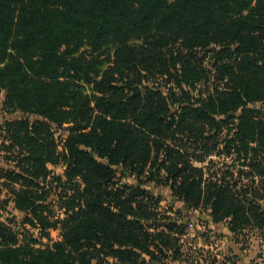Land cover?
I'll return each instance as SVG.
<instances>
[{
  "label": "trees",
  "instance_id": "16d2710c",
  "mask_svg": "<svg viewBox=\"0 0 264 264\" xmlns=\"http://www.w3.org/2000/svg\"><path fill=\"white\" fill-rule=\"evenodd\" d=\"M211 45L238 65L239 74L219 72L240 84L200 101L154 86L158 75L176 78L172 65ZM111 48L113 61L105 58ZM134 84L142 88L131 96ZM1 90L6 111L34 117L3 123L10 165L0 167V264H162L180 247L182 231L171 225L161 239L145 230V215L155 213L139 187L150 181L168 184L189 209L264 232L259 192L226 181L227 172L203 179L214 163L198 167L188 154L198 149L193 160L202 161L219 135L230 134L224 150L245 155L257 173L264 169V0H0ZM54 125L65 130L61 142ZM186 130L195 131L188 144L174 143ZM47 164L62 172L49 176ZM125 175L139 187L122 182ZM248 191L254 194H239ZM14 210L24 214L20 224L59 226L62 239L45 249L18 246Z\"/></svg>",
  "mask_w": 264,
  "mask_h": 264
},
{
  "label": "rangeland",
  "instance_id": "374dc122",
  "mask_svg": "<svg viewBox=\"0 0 264 264\" xmlns=\"http://www.w3.org/2000/svg\"><path fill=\"white\" fill-rule=\"evenodd\" d=\"M139 41H132L131 45L139 44ZM216 47L211 45L208 49L202 50L197 49L195 52L189 53V57L185 56L187 60L182 63H176L172 65V74H178L176 78L169 75L165 76L163 74L158 75L157 81L154 86H160L161 90L166 94L180 95L182 93L185 97L190 99H200L205 98L208 94H215L216 89L218 91L228 90L233 88L235 84H240L242 79L236 80L235 77L231 78L229 75L222 74L219 70L226 71L230 74H239V67L236 63L226 62L230 59L228 52H224L226 55H220L214 52ZM184 55H187L188 50L183 49ZM114 51L110 49V57L105 56L108 60L113 61ZM228 56V57H226ZM232 60V59H230ZM108 65V63L103 64ZM250 64L244 62L243 67L248 68ZM197 72L196 77H189L188 74L191 71ZM129 76H132L130 72ZM143 73L134 72V77L137 78ZM171 77V78H170ZM253 81V77H251ZM176 79H179L177 81ZM187 79V80H186ZM146 81L147 79H143ZM151 81H149L150 83ZM133 86H138L139 89L142 87L138 84H134L130 87L132 90ZM143 86V85H142ZM86 88H90V85H86ZM133 93V90L131 94ZM5 91H0V167L6 169L10 165V162L5 159V156H10L5 153L3 147L2 137L5 135L3 132V123L6 120L20 118H33L34 116L29 115L25 112L19 110L16 111H6L3 108ZM215 96V95H214ZM200 101V100H199ZM260 102L250 103V106L258 108ZM172 111H175L176 105H171ZM55 140L61 142L65 136V130L63 126L57 127L54 125L53 128ZM185 133H176L174 136L176 139L173 140L174 143L182 145H187L189 140L188 136L195 134V131H182ZM227 131H223L221 134H226ZM210 134L205 133L203 136L207 137ZM231 136L225 137V135H219L217 138L218 145L217 149L207 154L202 158V161H195L193 158H198L200 151L197 149L189 148L188 154L192 156V162L194 165L201 167L206 166V162H213L216 169L204 170L203 179L208 178L209 172H227L225 180L231 183L240 182L241 184H251L255 190L259 192V195L264 199V169L257 173L256 168H251L248 164V159L245 155L239 156L237 151L233 147L228 151H225V140H230ZM18 145H15L16 150ZM255 148V147H254ZM256 148H259L256 146ZM257 160H261V154L257 152ZM253 153L250 151L247 157H251ZM239 156V157H238ZM221 163L226 165L221 166ZM221 166V167H220ZM47 168L50 170L49 176L57 175L62 172L60 165L47 164ZM119 170V169H118ZM226 170V171H225ZM0 175L1 172H0ZM119 176V175H117ZM161 178L167 177L166 171L161 172ZM222 178L221 174L213 176V180H220ZM142 177V181H144ZM3 180V179H1ZM122 182L127 183L131 187H139L137 181L125 175L121 178ZM235 187V189L239 188ZM141 189L147 191L150 194V198L146 197L144 202L148 210L155 213L154 215H145L144 228L148 232L161 233L160 238L164 239L167 234H169L168 228L171 225L179 226L182 234L178 236L180 240V247L174 251H168V257H166L162 264H214L216 261L217 254L220 256V260L226 262V264H237V260L245 258V262L248 264H264V232L258 228H253L246 226L243 228L234 229L229 225V218L217 221L209 214V211H199L193 210L186 207L183 200L174 195L168 184L164 182H147L145 184H140ZM240 195H245L251 197L254 193L253 191H248L247 193H239ZM147 195V194H146ZM3 195H0V200ZM152 200V203H150ZM150 203H148V202ZM67 206V204H66ZM52 208V206H51ZM54 213L60 218L65 217L63 211L59 207L54 208ZM15 215L17 221L16 240L18 241V246L29 247L31 249H45L50 248L53 241H59L62 239L61 229L59 226L56 228H48L41 230L38 227H34L29 223L20 224L24 216L23 213L14 210L12 211ZM166 234V235H165ZM16 248V245L14 246ZM219 248L218 250H215ZM24 251V250H23ZM172 256L173 258H171ZM112 262L111 259H109Z\"/></svg>",
  "mask_w": 264,
  "mask_h": 264
},
{
  "label": "crops",
  "instance_id": "0c3cea01",
  "mask_svg": "<svg viewBox=\"0 0 264 264\" xmlns=\"http://www.w3.org/2000/svg\"><path fill=\"white\" fill-rule=\"evenodd\" d=\"M218 249L219 248H216L215 250H218ZM216 258H217L216 261L213 262L214 264H226V262L223 260V258H222V260H220L221 258L218 254H217ZM244 259L245 258L238 259L237 264H248V262L247 261L245 262Z\"/></svg>",
  "mask_w": 264,
  "mask_h": 264
},
{
  "label": "water",
  "instance_id": "95a60500",
  "mask_svg": "<svg viewBox=\"0 0 264 264\" xmlns=\"http://www.w3.org/2000/svg\"><path fill=\"white\" fill-rule=\"evenodd\" d=\"M132 90H133V93L131 94V96L136 95L140 92V89L138 86H133Z\"/></svg>",
  "mask_w": 264,
  "mask_h": 264
}]
</instances>
